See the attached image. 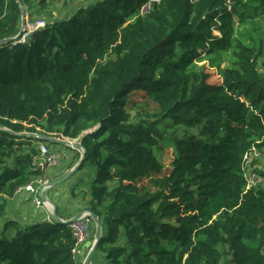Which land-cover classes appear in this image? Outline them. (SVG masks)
<instances>
[{"label":"trees","instance_id":"trees-1","mask_svg":"<svg viewBox=\"0 0 264 264\" xmlns=\"http://www.w3.org/2000/svg\"><path fill=\"white\" fill-rule=\"evenodd\" d=\"M57 2L73 4L23 0L45 26L0 42V125L82 142L108 263L264 264V169L250 188L242 170L252 144L264 151V0H90L60 17ZM21 23L18 0H0V41ZM134 90L155 114L132 117ZM39 142L57 144L0 128V264H80L70 224L7 217L19 187L47 178Z\"/></svg>","mask_w":264,"mask_h":264},{"label":"rangeland","instance_id":"rangeland-1","mask_svg":"<svg viewBox=\"0 0 264 264\" xmlns=\"http://www.w3.org/2000/svg\"><path fill=\"white\" fill-rule=\"evenodd\" d=\"M88 1H90V0H73L72 6H71V4L63 5V4L57 2V3H53L51 6L49 5L48 9L51 10V13L54 16H58V15L63 14V12H65V11L68 12L69 10H71V8H75L77 5H80V4H83V3H87ZM51 8H53V9H51ZM143 10H146V9L143 8ZM47 11L48 10H45V14L46 15H42V14L38 13L37 9H35L33 15L29 16V17L32 18V19H35V18H38L39 20L42 19V20H45V22H46L47 17H48L47 16ZM27 20H28V17H27ZM28 23H29V25H28V27H27V29H26V31L24 33L28 32L30 30V28L35 27L37 25V23L32 24V23H34L32 21H29ZM257 26L259 27L258 29H259L260 33L262 35H264V17L257 19ZM244 31H246V30H243V32ZM32 34H33V32L30 33L27 36V41H29V39L31 38ZM21 36H19V38ZM227 65H228V63H227ZM208 71L211 74L208 82L212 83V84H220L221 83V77L218 74L217 68L209 67ZM132 100H134V102L130 103L129 107H131L130 108V112L132 113V115H133L132 117L134 119H136L138 117V115H140V117H147L148 115H146V114L153 115V114H155L157 112L156 103H154L153 101L149 100L148 97L145 95V93L144 92L142 93L140 90H134L133 91ZM152 120H154L153 117H152ZM47 146H48V149L51 152H55V153L62 152L63 148H64L63 145H59V144H48ZM160 154H161L162 159L165 162V164H169L171 162V160L173 158V155H172V150L170 148L163 149L160 152ZM61 159L62 158L60 157L59 163L56 164L55 166L60 164ZM259 165L262 166V168L264 169V156L259 161ZM47 171H50V168ZM76 172H77L76 176H78V177L75 178L74 180H76V182H79V186H77L78 197L80 198L81 201H85L86 205H89L90 204V198H91L90 197V187H91L93 174L95 173V164L93 162H91V161L90 162H86L82 166V168L77 170ZM59 178H61V177H58L56 179L48 178V180L46 182H44L40 186L39 192H40L42 187H44V188L46 187L45 184L48 181L57 180ZM65 181H63V182H61V183H59V184H57L55 186H51L50 188L46 187V188H49V189H47L45 192H47L48 194H52V193L56 192L57 190H59L57 188L61 187L62 184ZM136 186H138V187H140V186H150L152 188H155L156 185H154L153 179H145V180H143L141 182L136 183ZM75 191H76V188H75ZM74 193L75 192L73 191V195H74ZM77 194H75L74 196H76ZM33 195L34 194L29 196V198H26L23 195H18V196H21V198H22L21 201L22 202L26 203L27 206H30L32 204L31 201H32ZM49 199L51 200V202L56 204L51 198H49ZM46 203H47L48 206H46L45 208H37V207L36 208L37 209H45L47 213L52 215L53 214V207L51 206L50 203H48V202H46ZM36 208H35V210H36ZM22 209H23V207H19L17 205V200H15L13 202V204L9 206V210H8L9 213H8L7 217H12V216H16V217H22L23 216L24 217L25 214L23 213ZM12 218H14V217H12ZM2 226H3V221H0V227H2ZM91 228H93V224L91 225ZM98 254H99L98 255V259H97V261L95 260L94 264H109L107 259L104 257V255H102L101 251Z\"/></svg>","mask_w":264,"mask_h":264},{"label":"crops","instance_id":"crops-1","mask_svg":"<svg viewBox=\"0 0 264 264\" xmlns=\"http://www.w3.org/2000/svg\"><path fill=\"white\" fill-rule=\"evenodd\" d=\"M75 9L76 8H73L71 9V11H74ZM65 14H66V11L63 12V14L58 15L57 17L64 16ZM59 145H63V144H59ZM63 146H64L63 151L59 152L62 158L61 162L57 166L49 167L50 171H47V178L56 179L58 177H61L64 174L68 173L73 168L74 165L79 163V160H77V162L73 166L70 165L71 162L76 158V152L69 149L65 145ZM76 173L77 172L72 174V176L69 179H67L62 184L61 187L57 188L59 190H57L56 192L52 194H48L47 192H45L50 187L46 188L43 191V194H45V196L51 198L56 203L55 205H56V209L58 211L59 217L63 220H70L76 217L81 212L84 213V212H88L89 210H92L90 205H86L85 201H81L80 198L78 197L77 186H79V182H76V180H74L75 178L78 177L76 176ZM74 188H76V191L74 190L75 192L74 195L77 194L76 196L73 195ZM16 197H14L12 204L15 200H17V205L19 207H23L22 211L25 214L24 216L25 218L23 216L22 217L12 216V217L18 220L27 221V222L29 221L33 222L36 220L46 221V218H48L49 216L55 217L53 214L50 215L49 213H47L45 209H37L32 201L31 202L34 206L32 204L30 206H27L26 203L21 201L22 199L21 196H16ZM92 224H93V228H91V234L89 238L83 245L80 246L79 250L77 251L78 261L80 262V264L86 263L87 258L91 252V249L93 248L92 244L94 242L93 239L96 233V227H95L96 224L94 223V221ZM104 233L106 234L107 231H106V228L103 227L102 225V235ZM99 252L100 250H98L97 248L94 250V254L88 264H94L95 260L97 261Z\"/></svg>","mask_w":264,"mask_h":264},{"label":"built area","instance_id":"built-area-1","mask_svg":"<svg viewBox=\"0 0 264 264\" xmlns=\"http://www.w3.org/2000/svg\"><path fill=\"white\" fill-rule=\"evenodd\" d=\"M148 6H145L144 9H147ZM46 24L45 20H39L37 21V25L35 27L30 28V30L26 33H24L19 39L18 43H26L27 36L37 30L40 27H44ZM216 34H219V32H216ZM202 63V62H200ZM48 144L45 142H39V149H40V155H41V165L44 166L46 169L49 167H53L56 164L59 163V159L61 157V154L51 152L48 149ZM257 144H252V146L249 148V150L244 154L243 160H242V170L244 173V176L248 183V188L255 186L257 183L262 182L263 178L255 171V161L261 160L264 156L263 151H261L260 147ZM64 155V154H63ZM48 179L44 177H40L36 179L35 181H32L28 183L25 186H21L17 189L16 194L17 195H23L26 198H29L32 194V202L37 208H45L47 205L46 201H44L39 196V188L40 186L46 182ZM48 221H52V217L47 218ZM93 223V217L90 214V212H84L82 215L75 221L70 223L71 228L73 229L74 235L77 239V244L75 247V252L79 250V246L83 245L87 239L89 238V234L91 232V225Z\"/></svg>","mask_w":264,"mask_h":264},{"label":"water","instance_id":"water-1","mask_svg":"<svg viewBox=\"0 0 264 264\" xmlns=\"http://www.w3.org/2000/svg\"><path fill=\"white\" fill-rule=\"evenodd\" d=\"M18 4H19L20 11H21V15H22V23H21L20 31L18 32V34L15 37L6 38V39H3L2 41H0L2 43L11 42L14 39H17L19 36H21L26 31V29H27V27L29 25V23L27 22L26 12H25L24 7H23V0H18ZM35 23L36 22H34L32 24H35ZM0 128L5 130V131H8L11 134H15V135H18V136H22V137L23 136H32V137H35V138H38V139H41V140H47V141H49L51 143L63 144L65 146H69V147H71L73 149H76V150H78L80 152L81 157H80L79 163L74 165L73 168L68 173H66L63 176H61V178H59L57 180L48 181L45 184L46 187L55 186V185L65 181V180L69 179L72 176V174H74L77 170H79V168L82 165V162L86 158L87 150H86V148L84 147V145L82 144V142L79 139H77V140L70 139V138L65 137V136L56 137V136H53L51 134L40 133V132H14L12 129L4 127L2 125H0ZM90 129L93 130V128H90ZM91 130L87 129V130L83 131L81 133L80 137L81 138L84 137L86 134H88V132H91ZM45 188L44 187L41 188V190L39 192V196L44 201H46V202L51 204V206L53 207V215L55 216V218L57 219V221L59 223L70 224L71 222L77 220L82 215L83 212H81L76 217H74V218H72L70 220L61 219L59 217L58 211L56 209V205L53 202H51V200L47 196H45V194H43V190ZM88 212H90V214L93 217V221L96 224V233H95V238L93 240L94 242L92 244L93 248L91 249V252H90L85 264L89 263L90 259L92 258L93 254H94V250L97 248L98 242H99V240L102 237V222H101L99 216L93 210H89Z\"/></svg>","mask_w":264,"mask_h":264},{"label":"clouds","instance_id":"clouds-1","mask_svg":"<svg viewBox=\"0 0 264 264\" xmlns=\"http://www.w3.org/2000/svg\"><path fill=\"white\" fill-rule=\"evenodd\" d=\"M41 20H42V19H41ZM36 23H37V22H36ZM40 28H41V27H40ZM35 31H36V30H35ZM23 34H24V33H23ZM23 34H22V35H23ZM18 39H19V37H18L17 39H15V40L18 41ZM94 129H95V128H93V130H94ZM88 130H91V129H88ZM93 130H91V132H92ZM88 133H89V132H88ZM80 138H81V137H80ZM75 140H77V139H75ZM55 220H56L55 217H52V221H55ZM46 221H47V222H52V221H48L47 218H46ZM94 237H95V236H94Z\"/></svg>","mask_w":264,"mask_h":264}]
</instances>
